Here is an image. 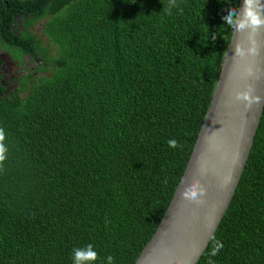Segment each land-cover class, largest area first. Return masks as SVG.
Listing matches in <instances>:
<instances>
[{"label": "trees", "instance_id": "1", "mask_svg": "<svg viewBox=\"0 0 264 264\" xmlns=\"http://www.w3.org/2000/svg\"><path fill=\"white\" fill-rule=\"evenodd\" d=\"M238 1L0 0L2 45L33 63L15 91L0 72V264H134L187 164ZM197 264H264V107Z\"/></svg>", "mask_w": 264, "mask_h": 264}, {"label": "water", "instance_id": "2", "mask_svg": "<svg viewBox=\"0 0 264 264\" xmlns=\"http://www.w3.org/2000/svg\"><path fill=\"white\" fill-rule=\"evenodd\" d=\"M263 107L264 0H239L187 164L134 264H197L235 193Z\"/></svg>", "mask_w": 264, "mask_h": 264}, {"label": "flooded vegetation", "instance_id": "3", "mask_svg": "<svg viewBox=\"0 0 264 264\" xmlns=\"http://www.w3.org/2000/svg\"><path fill=\"white\" fill-rule=\"evenodd\" d=\"M26 62H28L29 66L33 65L32 62ZM26 62L19 64V62L13 57V54L4 48L0 40V72L3 75L1 79L3 86H6L9 83L7 85L8 88H6L13 91L16 90L17 86H19L21 77L26 74Z\"/></svg>", "mask_w": 264, "mask_h": 264}, {"label": "rangeland", "instance_id": "4", "mask_svg": "<svg viewBox=\"0 0 264 264\" xmlns=\"http://www.w3.org/2000/svg\"><path fill=\"white\" fill-rule=\"evenodd\" d=\"M40 28H41V24H39V22H38L36 25L34 24V27L32 28V30H33L34 32H37V31L40 30ZM45 43H46V44L49 43V40L46 38V36H45ZM25 67H29L28 62H26Z\"/></svg>", "mask_w": 264, "mask_h": 264}]
</instances>
